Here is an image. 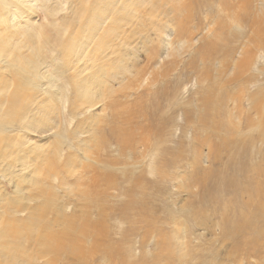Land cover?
<instances>
[{"label":"rangeland","instance_id":"1","mask_svg":"<svg viewBox=\"0 0 264 264\" xmlns=\"http://www.w3.org/2000/svg\"><path fill=\"white\" fill-rule=\"evenodd\" d=\"M37 1L40 7L45 0ZM52 1V10L58 20L62 17L70 19L71 8H78L84 2V0H59L64 2L65 9L55 10L60 2ZM260 1L263 2V0H244L236 4L235 0H223L221 7L224 12L216 5L217 0H159V3H155L158 2L157 0L152 1L160 9H166V16L171 19L189 6V11H184L183 14L189 15L186 26L193 27L196 35L192 48H184L181 56L174 58L176 63L170 61L172 57L162 58L166 55V49L162 54L160 52L163 68L154 67V60L144 59L145 55L142 52L145 49H141L143 48L141 44H131L133 48L129 51L125 44L131 41L123 34L120 36L121 41L116 40L110 43V46L96 41L99 47L95 52L97 57L95 63H98L101 51L107 54L109 60L115 61L128 59V55L121 56L140 50V64L136 68L140 82L143 78L144 80L147 78L143 80L144 84L152 81L150 74L156 71L163 69V72L168 74L171 73L172 68L174 70L171 76L164 78L166 86L163 90L152 94L153 86L150 88L140 83L141 86L136 88L138 81H134L129 92L128 89H123L128 85V80L120 85L115 81L112 82L115 92L110 97L105 119H113L119 113L125 116L121 121H110L112 137L109 133L106 135L110 145H107L103 154L97 158L96 178L93 174H89V178L86 179L85 174L79 169H76L73 177L74 181H77L80 175L86 179L84 184L87 186L98 184L106 172L111 173L110 183L113 185L111 193L104 195L98 191L95 196L98 201H104L109 215L104 217L103 223L97 227L102 234L99 239L95 238L92 241L88 237L85 238L86 248L97 245V255L88 257V264H122L125 260L126 264H264V28L262 26L264 17L260 15L259 10L257 11L263 8V3ZM32 3L30 2V5ZM205 3L211 5L213 13L220 11L218 16L214 17L213 14L209 17V22H207ZM106 4L108 2L98 6ZM236 5H242L241 15L247 8L250 12L245 18L246 23L242 22L243 26L241 23V27L236 29L240 31L232 33L236 25L232 16ZM145 8L148 6L143 5L137 11L140 12L139 15H142V11L146 13L147 9L145 12L143 10ZM173 9H178L179 12L171 13ZM252 11L256 14L253 15ZM38 12L37 16L30 17L31 21H43L46 13L42 9ZM96 15L97 13L95 17ZM260 17L262 21L258 25L256 18L260 19ZM143 18H136L135 23ZM109 20L110 17L103 13L101 21L96 25V29L99 28L94 32L96 36L107 37L112 35L107 34L109 31L117 29V25L104 26ZM157 20L158 17L154 19ZM176 20L178 19H175L173 24ZM219 23L231 25L232 29L220 28ZM57 24L43 23L48 37L54 36L56 41H59L63 39L60 35L62 27H59L61 31H57ZM63 27L70 30L69 35L85 41L87 34L83 28L70 24ZM94 27L95 22L90 24L91 29ZM149 27V24H145L146 30ZM164 28L167 33L165 36L155 33L156 29L147 32L137 29L136 31L144 34L139 40L141 43L146 42L145 45L148 46L150 40L161 44L177 37L170 26ZM214 29L222 32L224 43L231 46L216 48L213 51H201L200 42L206 43L209 38L218 45L222 44L220 35L214 37L218 33L213 34ZM1 31L2 39L9 43L11 50L22 52L30 46L29 40H26L27 43H24L26 46L23 47V42L16 35L7 32L3 26ZM124 31H128V28H124ZM198 38L199 40L196 41ZM89 41L91 40L88 39ZM93 42L91 41L86 47L87 52H93ZM18 43L20 44L16 45ZM120 43L124 46L117 48ZM111 47L115 48L114 54L111 53ZM15 48L19 49L15 50ZM48 65L50 70L44 71L48 74L58 75L66 71V77L58 80V87L67 86L69 75L76 66L70 68L62 66L56 55H50ZM6 68L8 71L11 70L7 64H0V72ZM126 69L128 67L119 64L111 70L117 74ZM104 70L110 69L104 68ZM108 75L105 73V76ZM157 77L163 78L161 73ZM6 78L0 75V81ZM42 79V82L46 80ZM0 84L2 86L1 82ZM174 90L176 93H173ZM44 92V89L40 90L39 95ZM217 95L224 98L219 104H217ZM47 97L45 93L40 102L46 104ZM57 104L59 103L55 102L53 109L58 108ZM253 105H259L261 109H252ZM100 109L98 105L91 109L80 110L81 114L76 120L82 124L77 123V128L72 129L73 121L68 117L69 105L59 104L61 122H65L63 117L68 113V125L64 129L65 133L70 135L71 143L64 142L65 146H70L78 156L85 155L89 146V143L82 142L89 137L80 136L83 127L90 124L83 120L95 115ZM138 127L139 130H136ZM155 127L157 131H154ZM134 128L137 138L141 135L143 142H137L133 133L131 139H128V131H133ZM124 132L127 133L125 143L121 141ZM97 136L99 137L98 134ZM103 136L102 134L101 138ZM36 140L40 141L39 143L53 142L51 137ZM114 143H119V147L115 148ZM103 144L96 143V146ZM165 149L169 150L168 153ZM141 156H145L143 157L145 159ZM31 169L39 175L46 174V170L40 167L38 161ZM144 172L145 177H142ZM73 179L71 177L70 181ZM23 185L29 188L28 184ZM0 188V194L11 193L13 190L10 181L5 180L0 181ZM69 197L75 204L73 207L76 210V219H80L79 222L76 221L80 223L79 209L83 207L75 202V196ZM63 198V195L59 196L58 204H65L61 202L65 200ZM94 215L95 213L91 218L97 219L98 216ZM238 223L244 225L241 231L234 227ZM88 229L90 228H86L83 236H86ZM107 229L111 233L110 241L106 238ZM176 240L186 241V243L183 241L182 247L188 246L187 256L179 255V258L177 255L179 248L175 247L178 245ZM33 243L23 242L22 246L24 245L26 249L22 252V258H17L18 263H45L48 257L40 259V253L36 251L39 242ZM5 253L6 251L2 250L0 256L5 257ZM25 253L31 254L29 261L26 260L28 256ZM104 256L111 257V260L105 259Z\"/></svg>","mask_w":264,"mask_h":264},{"label":"bare ground","instance_id":"2","mask_svg":"<svg viewBox=\"0 0 264 264\" xmlns=\"http://www.w3.org/2000/svg\"><path fill=\"white\" fill-rule=\"evenodd\" d=\"M152 1L156 0H84L80 7L71 8L70 19L62 17L58 20L54 15V10H52V0H45L40 7L37 0H0V64H7L11 69L8 71V68H6L0 72L1 76L7 77L0 81L2 83V86L0 84V181H10L13 188L11 193L0 194V253L2 250L6 251L5 257L0 256L1 264L7 262L9 264H20L17 258H22V252L26 249L23 247L24 245L22 246L24 241L39 242L36 249L40 253L39 258L48 257L44 264H88V259L96 254L97 245L92 246V248L89 247V249L86 248L84 242L86 237L93 241L95 238L99 239L102 236L97 227L103 223L102 219L109 215L107 214L108 208L105 206L104 201H98L95 196L98 191H101L104 195L111 193L110 191L113 188L110 183L111 173L106 172L98 184L86 186L84 183L89 178V174H93L94 178L97 176L95 169L97 158L103 154L106 146L110 145L106 135L109 133V136L112 137L110 121L118 122L125 116L123 113H119L113 119H105L106 110L110 104V97L115 92L112 82L115 81L117 85H120L125 80H128V85L124 86L123 89H128L129 92V88H132L134 81H138L136 88L141 86L140 83H142V86L147 85L150 88L153 86L151 89L152 94L153 92L157 93L158 90H163L166 86L164 78L171 76L173 74L172 70H174L172 68L171 73L168 74H165L163 69L156 71L154 74H150L152 75V81L144 84L143 82L147 78L145 80L143 78L140 82L136 68L140 64V50L136 51V53L130 52L121 56L126 57L128 55V59L115 61L109 60L106 56L107 54L101 51L98 63H95L97 58L95 52L98 51L99 43L110 46V43L120 40V36L123 34L125 38L131 41V43L125 44L129 51L133 48L131 44H141L143 47L141 49H145V51L141 50L145 55L144 59L146 61L154 60V67L160 68L164 65L160 60L164 49L167 51L162 58L172 57L173 59L170 61L176 63L175 59L181 56L184 48H192L196 38L193 27L186 26L189 15L183 14L184 11H189V6H186L180 12L178 9H173L171 13L179 12V14H176L171 19L166 16V9H160ZM157 1L155 3H159V0ZM235 1L238 4L244 0ZM30 2H33L32 5H30ZM59 2L60 5L56 6L55 10L65 9L64 2ZM105 2H108V4L102 6ZM222 2L223 0H217L216 5L221 7ZM262 3L263 8H259L257 11L259 10L260 15L264 17V0ZM100 4L102 5L98 6ZM143 5L148 6V8L143 9L144 12L146 9L147 11L146 13L142 11V15H139L140 12L137 11ZM241 6L236 5L234 8L232 16L233 23L236 25L232 33L240 31H236V29L241 27L242 22L245 21L244 24L246 23L245 18L250 12L249 8H247L241 15ZM95 7L99 8L95 9ZM39 9L46 13L43 21H31L30 17L37 16ZM221 9L224 12L222 7ZM205 10L208 17L207 22H209V17L213 14L214 17L220 14L219 10L213 13L211 5L207 3H205ZM95 13H97L96 17ZM103 13L110 17L109 22L105 23L104 26L108 24L117 25V29L109 31L107 34L112 35L107 37L96 36L94 33L99 29H96V25L101 21ZM252 14L255 15L256 13L253 12ZM253 15L252 18L254 17ZM156 17H158V20L154 21ZM48 18L53 20L50 21ZM136 18H143V20L135 23ZM257 18L256 23L259 25L262 18ZM175 19L178 20L173 24ZM46 22L59 23L56 30L61 31L59 27H62L60 35L63 39L56 41L54 36L48 37L43 25ZM94 22L95 27L91 29L90 24ZM66 24L83 28V31L87 34L85 41L69 35L68 31L70 30L63 27ZM145 24L150 25L147 30ZM82 25L84 26L81 27ZM163 25L170 26L173 34L177 37L161 44L158 41L150 40L148 41L149 47L145 45L146 42L141 43L139 37H143L144 34L138 33V31L147 32L151 29H156L155 33L158 32L165 36L167 33ZM1 26L11 35H16L23 42V47L26 46L24 44L27 43L26 40H29L30 46L22 52L11 50L9 43L2 39ZM218 26L232 29L231 25L224 23H219ZM124 28H128V31L125 32ZM212 32L214 34L218 31L214 29ZM217 35H220L221 45L211 41L209 38L206 43L200 42V50L213 51L216 48H228L231 46L224 43L222 32H218L214 37ZM88 39L94 41L92 44L93 52L86 51V47L91 42H88ZM198 40L199 38L196 41ZM123 46L124 44L120 43L117 48ZM18 49L15 48V50ZM111 51L114 54L115 48L111 47ZM50 55L59 57L60 64L66 68L76 66L75 69H72L73 73L69 75V84L67 86L58 87V80L66 77V71H62L58 75L44 72L50 70L48 65ZM197 57L199 56L197 55ZM200 60L202 61V58ZM158 63L159 65H157ZM119 64L122 67H128V69L117 74L112 72L111 69ZM104 68L110 70L106 71ZM40 72L44 73L40 74ZM105 73L109 75L105 76ZM160 73L163 78L158 79L157 76ZM42 78L46 80L42 82ZM161 80L164 82H160ZM173 82L175 81L173 80ZM42 89L45 92L39 95V91ZM133 92L136 93L137 91ZM45 93H47L48 97L46 104H42L40 101ZM173 93H176V91L174 90ZM216 98L217 104L224 100L221 95H217ZM55 102L69 105L70 114L68 117L73 121L72 129L77 128V123L79 125L82 124L76 120V117L81 114L80 110L91 109L98 105L101 107L95 115L83 120L84 122H90L80 132V136L89 137L82 141L89 143L85 155L78 156L72 151L70 146H65L64 142L71 143L70 135H67L64 129L68 125V113L63 117L65 122H61L59 104H57V109H53ZM252 109H261V107L253 105ZM105 129L108 130L105 131ZM155 129L154 131H157L156 127ZM136 130H139V127ZM136 130L134 128L133 131H128L129 140L131 135H136ZM102 134L104 136L101 138ZM47 137H51L53 142L45 141L39 143L40 141L37 142L36 140H45ZM136 140L137 142H143L141 135ZM121 141L123 143L127 141L126 132L123 133ZM100 142L104 144L96 146V143ZM114 145L115 148L119 147V143H114ZM167 151L169 150L167 149ZM37 161L40 167L44 171L46 170L45 175H39L35 170L31 169ZM140 162L145 163L144 161ZM76 169L81 170L85 174L86 179L79 175L78 180L74 181L75 178L73 179V177ZM153 171L151 172L153 173ZM71 177L72 181H70ZM142 177H145V172L142 173ZM47 181H49L47 184H43V182ZM56 181L60 183H52ZM23 184H28L29 188H25ZM60 191L62 193L58 194ZM62 195L65 200L61 201V199L59 201L65 202V204L60 205L58 204V199ZM69 196H75V202L83 207L79 209L81 212L80 223H77L80 219L78 217L76 219V210L73 207L75 204L71 202L70 199L72 198ZM83 202L86 203L83 204ZM94 213L98 216L97 219L91 218ZM243 226V223L234 225L238 231H241ZM87 227L90 229H88L86 236H83ZM110 234V230L107 229L106 238L109 241ZM183 241L176 240L178 245H175V247L179 248L177 251L179 254L177 253V255L185 257L188 254H186L188 246L182 247L184 245ZM184 242L186 243V241ZM25 254L28 256L26 260L29 261L31 254ZM104 258L111 260V257L108 256H104ZM122 264H126V260Z\"/></svg>","mask_w":264,"mask_h":264}]
</instances>
